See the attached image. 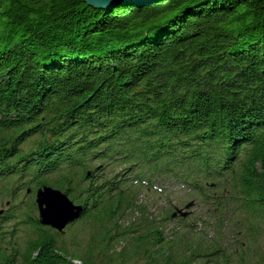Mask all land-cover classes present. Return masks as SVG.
I'll use <instances>...</instances> for the list:
<instances>
[{
	"label": "trees",
	"instance_id": "trees-1",
	"mask_svg": "<svg viewBox=\"0 0 264 264\" xmlns=\"http://www.w3.org/2000/svg\"><path fill=\"white\" fill-rule=\"evenodd\" d=\"M146 177L185 184L219 231L254 240L253 220L264 219V0H0V178L16 184L13 201L24 186L66 192L84 206L74 224L88 234L69 253L29 212L34 202L17 206L16 224L34 235L21 245L0 231V264L258 261L237 260L218 235H192L185 218L165 234L171 207L149 216Z\"/></svg>",
	"mask_w": 264,
	"mask_h": 264
},
{
	"label": "rangeland",
	"instance_id": "rangeland-1",
	"mask_svg": "<svg viewBox=\"0 0 264 264\" xmlns=\"http://www.w3.org/2000/svg\"><path fill=\"white\" fill-rule=\"evenodd\" d=\"M23 143L21 144V146ZM155 183L158 184V187L163 188L162 194L158 193H142L139 195L141 200H144L147 202L148 205V212L150 217H161L163 212L166 210L168 206H171V209L173 206L181 207L184 205V203L187 200H191L192 198L187 196V187H183L178 182L175 181H160L155 180ZM16 187L15 183H6V180H3L0 178V209L4 208H10L8 212L9 214L16 215V207L20 206L21 208H26L28 203L34 202V192L30 191L29 193H26V186H24L22 189L19 190L17 193L16 199L13 201L11 197L9 196L12 189ZM168 195V196H167ZM168 197V199L166 198ZM7 200H11V204L9 207H6L5 202ZM16 206V207H15ZM8 210V209H7ZM190 214L188 215L190 218H196V217H205L208 221L211 220V216L209 215L210 212H207L205 206H202L201 203H198L197 205L194 204L192 208L189 209ZM29 212L36 218L37 217V210H34L31 208ZM134 215H127L125 220H134ZM176 218L169 220L165 226H164V232L165 234H170L173 228H176L177 222H175ZM20 220L19 215L17 218L13 219H2L0 218V225H3L5 229H10L11 226L16 224V221ZM261 221H258V223L255 224V226H258L257 230L254 231L255 236V243L252 244V237L248 235V231H242L239 232L237 235L235 234H228L222 233L224 236L223 242L228 241L232 245H234L235 241L239 239L243 242V248H236V254L234 256H238L240 254H243L245 257V260H248L250 262H254L252 260H258L255 264H264V220L259 219ZM17 230H15L13 233V239L21 243L23 245L27 239L30 237H33L32 229L26 225V224H19L16 226ZM211 228H214V225L211 223ZM177 229V228H176ZM194 231L190 232L192 235H203L204 230L200 229L195 231L194 228H191ZM188 231V230H187ZM205 232H207L205 230ZM214 232L212 230H209V235L212 236ZM62 238H59V244L60 246H63L65 249L69 251V253H77V250H82L84 247V244L86 243L88 239V234L85 229H83L82 226H80V223L74 224L71 229L65 230V232L62 234ZM208 236V235H207ZM246 236L248 240L244 238ZM123 242L119 244L122 245ZM237 246V245H236ZM236 246H233L235 248ZM234 258V257H233ZM71 260V258H70ZM95 261H100L101 256L96 254ZM234 260V259H233ZM239 260V257L238 259ZM77 261V260H74ZM78 262V261H77ZM135 264H140V262H136Z\"/></svg>",
	"mask_w": 264,
	"mask_h": 264
},
{
	"label": "water",
	"instance_id": "water-1",
	"mask_svg": "<svg viewBox=\"0 0 264 264\" xmlns=\"http://www.w3.org/2000/svg\"><path fill=\"white\" fill-rule=\"evenodd\" d=\"M89 6L97 9H108L111 6L134 2L137 4H149L155 0H82ZM29 191V189H27ZM35 203L37 206L38 222L49 226L58 232H64V228L78 219L83 213V205L74 203L68 195L58 188L43 184L35 191ZM193 204L189 201L183 208L174 207L172 217L176 214L187 215L188 209ZM2 210H0V213Z\"/></svg>",
	"mask_w": 264,
	"mask_h": 264
}]
</instances>
